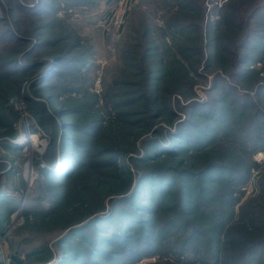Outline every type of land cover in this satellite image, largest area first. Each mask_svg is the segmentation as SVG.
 I'll use <instances>...</instances> for the list:
<instances>
[{"label":"trees","instance_id":"1","mask_svg":"<svg viewBox=\"0 0 264 264\" xmlns=\"http://www.w3.org/2000/svg\"><path fill=\"white\" fill-rule=\"evenodd\" d=\"M94 1L0 0L10 18L0 16V145L19 149L3 138L15 137L20 126L5 105L10 96L25 99L32 126L53 127L41 156L45 165H37L22 209L25 225L55 220L65 206L73 214L71 224L66 220L72 226L55 241L59 256L51 264H134L154 254L159 257L145 264H264V164L253 157L264 151V77L252 66L264 55V0H249L244 8L229 0L222 6L231 7L227 14L214 6L213 20L205 0H149L167 14L161 24L154 11L133 5L115 64L120 74L104 85L100 106L87 81L93 56L76 50L77 34L55 15L63 6ZM222 26L242 30L236 46L247 51L237 59L229 51L236 55L230 69L214 72L202 100L193 97L190 81L186 96L177 90L186 68L171 47L195 38L201 43L204 27L212 33ZM155 48L168 61L157 58L145 67ZM177 51L190 59L201 48L187 43ZM121 83L132 86L126 97L118 91ZM24 84L59 104L58 119L74 115L62 122L59 144L57 121L42 102L21 92ZM64 93L67 108L59 102ZM104 109L113 115L105 119ZM154 120L164 125L154 127ZM253 169L261 172L259 191L239 204L236 194ZM2 193L0 222L19 204ZM40 251L49 248L27 255Z\"/></svg>","mask_w":264,"mask_h":264},{"label":"rangeland","instance_id":"2","mask_svg":"<svg viewBox=\"0 0 264 264\" xmlns=\"http://www.w3.org/2000/svg\"><path fill=\"white\" fill-rule=\"evenodd\" d=\"M228 1L229 0H205L208 17L213 20L217 15L214 14L216 10L214 6L218 8L222 6L225 7ZM248 1L249 0H235L237 6H242L243 8V4L246 2L248 3ZM135 4L140 5L146 10L149 9L154 11V13L151 12V15L154 16L153 20L158 24H161L167 15L164 14L163 10L157 11L156 9H152L149 0H96L93 3L85 5H76L74 7L71 5V8H65V6H63L57 9L55 14L57 17H60L59 22L68 25L72 31L77 34L78 38H75L76 41L78 39L76 50L91 52L93 56L94 65L90 71L89 80L87 79V81L90 82L88 86L89 90L99 97L97 103L99 106L104 104L103 97L100 95L104 85H112L114 80L119 77L118 73L120 74V70L115 69V64L118 61L121 39L125 36L126 29L129 26V22L127 23L128 11ZM237 6H235L236 9L232 10L239 13L241 10L240 7ZM223 7V14H227L226 9L231 7ZM7 15L8 14L0 4V16L8 17ZM16 16L17 15H15V18H18ZM119 16L121 17L118 23ZM186 18L189 17L186 16ZM205 22L206 21H204L203 24H205ZM28 23V21L25 22V24ZM140 23L142 24V22ZM23 25L24 24H22V26ZM214 28L215 30H212L211 33L208 30L204 31V27L202 30L201 43L195 38L190 41L184 40L180 42V44L176 42L177 46L172 44L173 48L170 45V50H174L175 53L174 58L178 59L179 63H183V67L186 68V76L182 75L178 79L177 90L186 91L185 95L187 96V81H190L191 87L195 92V96L193 97L198 100H202L205 97V89L209 86L210 80L216 70H221L223 68L230 69V64L233 62L234 56L236 55H234V53H232L234 56L231 55L229 51H235V53H237L238 56L236 59L244 55L247 51L236 46V44L242 40L244 34L242 30L229 31L226 30L224 26ZM65 33L68 34L69 32L67 31ZM195 35L197 36V34ZM228 37L230 38L228 39ZM187 43L197 47L199 45V49L201 48L200 54H195L193 57H190V59H187V56L178 55V47ZM160 48H155L154 52L151 53L152 57L146 59V64H144L145 67H149L151 65L150 61L157 58L162 59L164 62L168 61L166 55L163 56L159 53ZM155 52H157V54ZM225 52H227L226 55H224ZM257 56H259V54ZM196 59L198 60L197 62ZM252 66L259 68V77L263 78L264 55H262L260 62H256ZM122 81L124 82V80ZM118 88V91H124L122 95L126 97L128 90H130L132 86L121 83ZM23 90L30 93L27 84H24L21 92H23ZM39 93L40 94L35 95L30 93V95L34 99L42 102L48 113H51L55 121H57L58 128L55 132V145H57L61 142V135L64 130L62 122H71L73 120L72 118L75 117H73L74 115L72 114H63L61 119H58L55 111L59 109V104L56 103V101L52 102L48 100L47 93ZM75 93L77 95L83 94L79 92ZM180 95L178 94L176 96L181 97ZM183 95L184 92L182 96ZM65 97L66 94L64 93L59 97V102L62 103V107L67 108L71 104L65 101ZM5 105L7 107L11 106L12 109L15 110L20 126L15 125L17 129V135L15 137L3 138L9 139L14 144L16 143L19 149L11 151L0 145V189H2L0 191L1 193L8 194L19 204L12 212L7 213L5 219L0 222V264H40L39 260L46 259L47 257L45 256L49 255L50 252L51 259H48L42 264H51V262L59 256L58 251H56L57 246L55 245V241L62 233L66 232L67 229L72 226H66V220L70 219V223H68L71 224L74 218L73 214L68 212V207L65 206L62 208V212L57 215V219L59 218L58 221L57 219H47L44 220L43 223L35 224V227L29 228L25 225L26 218L23 215L22 209L29 198V192L31 188H33L34 181L39 175L37 165H45V160L41 159V156L45 155L47 151L48 138L53 134V127L48 126L46 129H43L36 123L35 127L32 126L34 118L29 114L25 99L21 96H10L5 102ZM140 109L141 108H139V110ZM102 113L105 114V119L113 115V111L110 109H104ZM153 122L154 127L158 124L164 125L163 120H154ZM147 134L152 135L153 133L152 131H148ZM140 138L141 136H139L138 139ZM1 141L2 140H0V142ZM260 152L264 151H257L253 157L258 164L262 165L264 164V160L259 161L257 159ZM260 173L258 169H253L248 182L242 186L241 191L236 194L239 199V204L247 200L250 196H255L258 193L259 185L257 178ZM19 175L23 178V182H20ZM72 205H74V203L68 206ZM1 212L2 209H0V216L3 214ZM61 217H63V219H61ZM33 223L37 222H32L31 224ZM42 245L47 246L49 251H40L37 254L34 252V254L27 255V252L37 249L38 247L40 248ZM158 257L157 254L146 256L134 264H145L150 261H155Z\"/></svg>","mask_w":264,"mask_h":264},{"label":"built area","instance_id":"3","mask_svg":"<svg viewBox=\"0 0 264 264\" xmlns=\"http://www.w3.org/2000/svg\"><path fill=\"white\" fill-rule=\"evenodd\" d=\"M120 17L121 16H119V18H118V23H119V21H120ZM259 161L260 160H264V152H260V154L258 155V158H257Z\"/></svg>","mask_w":264,"mask_h":264}]
</instances>
